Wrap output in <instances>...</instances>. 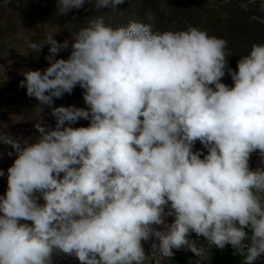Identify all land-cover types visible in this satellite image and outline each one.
Wrapping results in <instances>:
<instances>
[{
    "label": "clouds",
    "instance_id": "9594fccd",
    "mask_svg": "<svg viewBox=\"0 0 264 264\" xmlns=\"http://www.w3.org/2000/svg\"><path fill=\"white\" fill-rule=\"evenodd\" d=\"M94 2L115 12L125 0ZM84 3L57 0V13ZM56 34L29 43L35 53L49 46V66L20 81L55 127L39 119L30 143L0 125V144L16 154L0 196V264H54L60 254L80 264H153L157 255L162 264L183 249L200 264L227 245L243 264L264 255V168L249 167L254 152L264 163V43L234 70L227 41L194 26L113 28L100 15L63 43ZM77 85L86 107L53 106ZM80 119L89 125L71 126Z\"/></svg>",
    "mask_w": 264,
    "mask_h": 264
},
{
    "label": "rangeland",
    "instance_id": "374dc122",
    "mask_svg": "<svg viewBox=\"0 0 264 264\" xmlns=\"http://www.w3.org/2000/svg\"><path fill=\"white\" fill-rule=\"evenodd\" d=\"M242 3H247L245 9ZM113 12L108 8L97 10L94 0H85L80 9H72L66 15L57 13V0H0V125L14 138L29 142L39 136L34 124L42 120L49 128L55 127V118L47 106L40 113L35 110L38 101L26 95V88L20 86L24 79L22 71L45 70L49 62V46L45 45L39 53L29 48L30 42H43L49 32L57 33L54 37L63 43L71 39V33L86 26L88 19L104 16L105 23L113 28L127 26L130 22L152 23L154 30L179 31L194 26L227 41L226 52L228 66L237 69V61L247 55L253 44L264 43V0H125ZM152 17V19H150ZM71 46L62 50L57 59H67ZM222 82L232 86L229 75ZM84 89L78 85L69 95L54 98V105L86 107L83 99ZM88 120L80 119L72 127H87ZM195 150H202L203 145L196 142ZM13 152L9 157L7 153ZM16 154L8 145L0 144V170L5 172L0 177V196L7 191V169L12 166ZM203 158V157H201ZM258 152L251 154L250 170H256L261 163ZM264 168V166H262ZM63 174H61L62 176ZM38 203L43 204V199ZM173 217H168L171 223ZM28 223H31L30 221ZM68 264H80L78 259L61 254Z\"/></svg>",
    "mask_w": 264,
    "mask_h": 264
},
{
    "label": "crops",
    "instance_id": "0c3cea01",
    "mask_svg": "<svg viewBox=\"0 0 264 264\" xmlns=\"http://www.w3.org/2000/svg\"><path fill=\"white\" fill-rule=\"evenodd\" d=\"M257 195L264 197V193H257ZM262 206H264V199H262ZM193 240H199L200 243H206L203 237H197L195 233H192ZM153 240L144 242L142 241V245L145 250L146 255H151L152 249L151 244ZM235 250L227 245L225 249L221 250L216 247H212L208 254V259L203 260L200 264H243L244 255L234 254ZM175 255L170 258V261L164 259L162 264H195L196 256L189 250H174ZM153 264L155 261L159 259L157 255H153L151 257ZM54 264H68L66 260L62 257V255L54 256ZM254 264H264V255L259 257Z\"/></svg>",
    "mask_w": 264,
    "mask_h": 264
},
{
    "label": "built area",
    "instance_id": "2783aa9c",
    "mask_svg": "<svg viewBox=\"0 0 264 264\" xmlns=\"http://www.w3.org/2000/svg\"><path fill=\"white\" fill-rule=\"evenodd\" d=\"M261 160V159H260ZM262 166H264V163H262V160H261V163L259 165V168H262ZM231 246V245H230Z\"/></svg>",
    "mask_w": 264,
    "mask_h": 264
}]
</instances>
